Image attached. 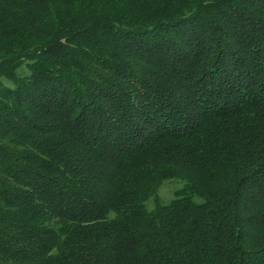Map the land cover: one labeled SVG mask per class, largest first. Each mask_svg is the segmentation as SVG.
Here are the masks:
<instances>
[{
    "label": "trees",
    "instance_id": "trees-1",
    "mask_svg": "<svg viewBox=\"0 0 264 264\" xmlns=\"http://www.w3.org/2000/svg\"><path fill=\"white\" fill-rule=\"evenodd\" d=\"M0 264H264V0H0Z\"/></svg>",
    "mask_w": 264,
    "mask_h": 264
},
{
    "label": "rangeland",
    "instance_id": "rangeland-1",
    "mask_svg": "<svg viewBox=\"0 0 264 264\" xmlns=\"http://www.w3.org/2000/svg\"><path fill=\"white\" fill-rule=\"evenodd\" d=\"M21 70H25V66L22 65L19 68V71ZM3 81L8 82L7 80L3 79ZM9 83V82H8ZM182 180H180L179 178H170V179H166L164 180L161 185L159 186V191L158 194L161 198L162 202H168L172 197H173V193L174 191L179 188L180 186H182ZM153 200L152 199H148L146 200V205L148 208H152L153 206Z\"/></svg>",
    "mask_w": 264,
    "mask_h": 264
}]
</instances>
